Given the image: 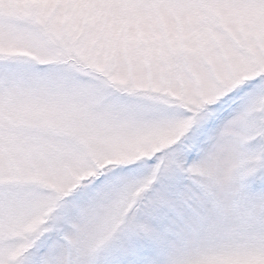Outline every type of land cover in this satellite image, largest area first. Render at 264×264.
<instances>
[{
    "label": "snow or ice",
    "instance_id": "obj_1",
    "mask_svg": "<svg viewBox=\"0 0 264 264\" xmlns=\"http://www.w3.org/2000/svg\"><path fill=\"white\" fill-rule=\"evenodd\" d=\"M0 264H264V0H0Z\"/></svg>",
    "mask_w": 264,
    "mask_h": 264
}]
</instances>
